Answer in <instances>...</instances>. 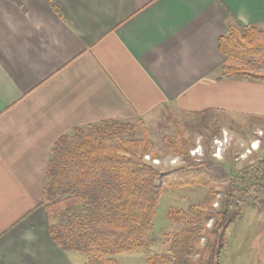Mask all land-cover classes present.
Listing matches in <instances>:
<instances>
[{
    "label": "crops",
    "instance_id": "1",
    "mask_svg": "<svg viewBox=\"0 0 264 264\" xmlns=\"http://www.w3.org/2000/svg\"><path fill=\"white\" fill-rule=\"evenodd\" d=\"M228 19L264 29V0H0V264H73L42 202L74 129L167 109L264 118V84L219 76Z\"/></svg>",
    "mask_w": 264,
    "mask_h": 264
},
{
    "label": "trees",
    "instance_id": "2",
    "mask_svg": "<svg viewBox=\"0 0 264 264\" xmlns=\"http://www.w3.org/2000/svg\"><path fill=\"white\" fill-rule=\"evenodd\" d=\"M226 27L218 42L224 58L220 78L264 84V29L241 27L233 19ZM214 113L227 114L211 110L197 115L202 122L212 121ZM136 126L144 128L143 121H106L76 128L55 142L42 202L49 237L62 251L85 256L86 264H119L115 257L121 254L148 253L164 192L200 188L202 202L168 211L176 228L169 251L149 255L145 264H221L231 225L244 208L264 204V155L239 170L208 155L190 157L191 139L175 121L174 134L164 143L183 164L161 171L151 163L158 155L147 132L138 136Z\"/></svg>",
    "mask_w": 264,
    "mask_h": 264
},
{
    "label": "rangeland",
    "instance_id": "3",
    "mask_svg": "<svg viewBox=\"0 0 264 264\" xmlns=\"http://www.w3.org/2000/svg\"><path fill=\"white\" fill-rule=\"evenodd\" d=\"M170 113H168V111ZM160 115L144 123V128L136 126L138 136L143 129L153 144L158 158L151 163L161 171H168L183 164L178 157L167 153L165 137L174 134L173 122L183 127L186 136L191 139L189 156L203 158L208 155L212 160L225 163L233 170L264 155V121L250 120L248 116L214 113V119H206L197 114H180L167 109ZM211 117V116H209ZM149 161L148 157H144ZM204 190L200 188L164 192L151 231L152 245L148 253H125L115 257L119 264H145L149 255H165L170 248L171 234L176 230L171 224L170 209H186L190 204L200 203L204 199ZM215 203V207L217 202ZM227 245L221 264H264V204L260 209L246 207L242 216L229 229ZM73 264H86L85 256L70 253Z\"/></svg>",
    "mask_w": 264,
    "mask_h": 264
}]
</instances>
